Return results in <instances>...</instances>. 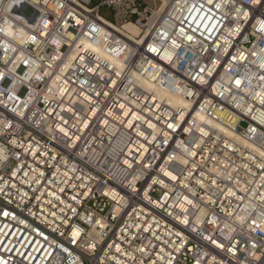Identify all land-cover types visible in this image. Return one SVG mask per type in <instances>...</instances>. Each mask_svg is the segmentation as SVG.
I'll list each match as a JSON object with an SVG mask.
<instances>
[{
    "label": "built area",
    "instance_id": "built-area-1",
    "mask_svg": "<svg viewBox=\"0 0 264 264\" xmlns=\"http://www.w3.org/2000/svg\"><path fill=\"white\" fill-rule=\"evenodd\" d=\"M154 1L0 0V264H264V0Z\"/></svg>",
    "mask_w": 264,
    "mask_h": 264
},
{
    "label": "bare ground",
    "instance_id": "bare-ground-1",
    "mask_svg": "<svg viewBox=\"0 0 264 264\" xmlns=\"http://www.w3.org/2000/svg\"><path fill=\"white\" fill-rule=\"evenodd\" d=\"M146 2L149 5L154 6V9H153L154 15L156 14L157 11L159 12V8L162 6L161 3H156L154 0H146ZM125 28L131 35H138L140 32V30L138 28H136L133 24H129V25L125 26ZM85 49L95 50L97 53H99V51H100L98 47H96L93 44H90L88 42H85ZM109 57H110L109 59L112 61V63L114 65L120 64V60L117 59V57L116 58L111 57V56H109ZM143 85H145V88L150 90V91L156 90L159 97L162 99H165L167 101V103L172 107L180 108V109H189L190 108V102L185 100L183 97L178 96L176 93H170V92H167L165 90L162 91V89H159L158 87H156L151 82H143ZM198 118H199V121L206 122L210 126L223 131V133H225L226 136L228 137V139H231V141H233L235 143H243L244 145L251 147L255 151V153L264 157V153L259 151L257 148H253V146L250 143L244 141L239 134H237L233 131H230V130H225L223 128H220L217 124H214L210 121L204 120V118L200 115L198 116ZM222 118L227 119L228 115L224 114V115H222ZM233 124H235V123L233 122Z\"/></svg>",
    "mask_w": 264,
    "mask_h": 264
},
{
    "label": "rangeland",
    "instance_id": "rangeland-1",
    "mask_svg": "<svg viewBox=\"0 0 264 264\" xmlns=\"http://www.w3.org/2000/svg\"><path fill=\"white\" fill-rule=\"evenodd\" d=\"M100 14L103 18H105L107 21H110L112 23L115 22V16L111 9L107 7H103L100 11Z\"/></svg>",
    "mask_w": 264,
    "mask_h": 264
}]
</instances>
